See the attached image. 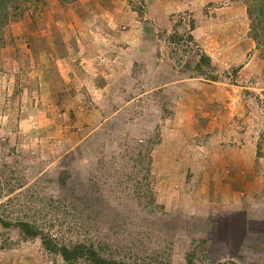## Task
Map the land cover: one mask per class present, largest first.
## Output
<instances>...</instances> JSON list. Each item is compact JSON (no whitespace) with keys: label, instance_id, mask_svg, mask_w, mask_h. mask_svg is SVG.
Wrapping results in <instances>:
<instances>
[{"label":"rangeland","instance_id":"374dc122","mask_svg":"<svg viewBox=\"0 0 264 264\" xmlns=\"http://www.w3.org/2000/svg\"><path fill=\"white\" fill-rule=\"evenodd\" d=\"M116 1L120 10L98 13L90 0H6L5 22L0 1V216L31 221L67 243L88 241L128 264H264V35L259 42L253 37L261 31L248 18L222 36H250L256 48L246 38L238 49L212 55L217 24L225 27L216 18L227 9L221 7L236 6L239 17L247 0H200L172 15L160 14L156 0ZM76 19L140 30L138 42L124 47L108 35L106 46L130 47L138 59L126 90L98 91L103 32L84 28L74 35L68 22ZM189 34L212 40L198 45ZM191 77L225 84L215 95L195 86L212 83ZM174 79L186 88L163 86ZM239 102L240 125L259 142L253 170L229 172L231 188L219 180L225 173L203 179L174 165L157 170L154 150L172 129L182 132L183 117L202 125L205 115H229L230 103ZM248 116L256 123H243ZM169 150L160 157L180 160ZM0 264L92 263L67 262L39 238L0 225Z\"/></svg>","mask_w":264,"mask_h":264},{"label":"crops","instance_id":"0c3cea01","mask_svg":"<svg viewBox=\"0 0 264 264\" xmlns=\"http://www.w3.org/2000/svg\"><path fill=\"white\" fill-rule=\"evenodd\" d=\"M92 1V2H91ZM99 1H104L105 5L99 4ZM109 1V2H107ZM90 0L92 3L88 5L89 8H91L92 12L96 11L98 13H101L102 7L105 8L108 6V8L111 9V11H117L120 10L118 8V5L121 4L119 1L116 0ZM200 0L193 1V5H189L186 3V0H156L154 4V8L158 9V12L162 15H172L175 13H178L183 10L196 8L198 7L196 4ZM96 2V3H94ZM112 2V5L110 4ZM109 4V5H108ZM117 7L116 9L114 7ZM120 6V5H119ZM221 8H227L226 11H221L223 14L217 18V20H221V23L225 25V27H220V24H217L218 32L217 35H215V48L212 55L221 56L222 54L227 53L226 48H230L231 45H233V49L236 50L238 48H235V45L239 44V41L244 40L246 38H249L252 40L250 36H247L242 39H238L235 36H230V32L228 34L222 36V32L226 29H230V27H234V25H238L237 27H234V29L240 28V23L244 22L246 19L249 18L247 7L245 6L244 9H239L240 15L236 14L237 7L234 5L227 6V7H221ZM220 8V9H221ZM123 9V7H122ZM105 10V9H104ZM243 11V12H242ZM250 20V18H249ZM241 21V22H240ZM251 21V20H250ZM67 23V22H65ZM70 23L71 28H74L75 31L73 34L75 35L78 31V34H82L81 30L84 28H89V30H95L94 33L98 35L96 32L102 31L103 35L97 36L99 38V45L101 44L103 48L100 45V48H98V51H101L103 55H97V58L101 62V66L98 68L97 73L92 72L93 68L90 67V72L94 73L95 76H97V87L98 91L102 90L105 92H112L113 90H126L127 84H128V70L130 66H133L134 64H137L138 59H136L135 56L132 54H129L128 49L130 47L123 48L127 44H136L138 42V39L140 38V30H137V26L130 25L127 30H118V26L116 25L117 22L109 19L107 21L102 20H84V19H76L74 21L68 22ZM236 23V24H235ZM215 26V28H217ZM77 29V31H76ZM231 30V29H230ZM215 31V30H213ZM114 34L113 39L115 42H119L122 44V46L116 50L110 49L109 46H106L107 43H110L112 39H110V36ZM76 37V36H75ZM80 35L77 37V41L81 43ZM119 40V41H117ZM212 40V38H197L194 37V42H197L198 45H205L209 43V41ZM253 41V48H256V43ZM197 45V46H198ZM251 50V49H249ZM97 51V52H98ZM105 51V52H104ZM100 53V54H101ZM228 54V53H227ZM232 54V53H230ZM229 54V55H230ZM80 56V54L78 55ZM211 56V55H210ZM79 58V57H77ZM83 58V57H82ZM81 58V59H82ZM254 59V58H253ZM80 60V58H79ZM252 60V59H251ZM132 64V65H131ZM247 65V64H246ZM245 65V66H246ZM133 79V78H131ZM190 79H199L200 81H206L210 82L212 84L202 83L199 82L195 86H202L204 92L208 88H212L215 90V95H219L221 92V85L225 84L220 79H207L203 77H191ZM215 84V85H213ZM219 84V85H218ZM116 85H118L116 87ZM163 86L165 87H176L177 89H185L186 84L181 82L179 79L169 80L168 82L164 83ZM240 102L239 104L234 103V107L232 106V103H230L231 111H229V115H205L207 117V121L203 120L202 125L199 124V121L197 119H194L193 122L187 123L186 117H183L181 119L182 128L181 131L176 129H172L171 133H168L165 137L162 138L161 142L157 144V149L154 150L156 154V159L158 162V171L165 172L167 169L170 171L171 166H177L179 170L189 169L195 173L200 172L202 175V178L205 179L206 175L204 173L208 172H215L219 173L221 176L222 173H225L223 177H221L219 180L226 181L224 183V186H227L229 188L232 187L230 180V183L227 182V178H232L231 176H228V173L233 172H250L255 168L256 158L258 155L259 150V142L257 141L256 132H250V130L244 131V127H241L240 121L241 119L237 118L238 109L240 108ZM125 106V105H124ZM122 106V107H124ZM121 107V109H122ZM187 108L186 105L183 106V109ZM120 109V110H121ZM205 121V122H204ZM248 123H256L255 118L249 117L244 118V122ZM202 126V128L199 129V127ZM199 129L195 132L196 129ZM190 130H193L194 133H190ZM186 131V132H185ZM204 138V139H199ZM211 142V143H210ZM201 145V146H200ZM196 148H200V152L196 151ZM169 149H173L176 152V156L179 157L180 160H175V162L171 163L169 158L166 157H160L165 152L166 155H169L170 151ZM201 150L203 151L201 153ZM198 153L200 155L199 159H196L198 161L189 163L188 165L184 164L185 161H181V156H188L190 154H196ZM205 152V153H204ZM160 162V163H159ZM188 171V170H186ZM194 179V176L191 178ZM208 181V179H207ZM221 181H218L217 186L218 188H222ZM227 183V185H226ZM226 187V188H227ZM228 191V189H226ZM229 197L234 196L233 192L229 195Z\"/></svg>","mask_w":264,"mask_h":264},{"label":"trees","instance_id":"16d2710c","mask_svg":"<svg viewBox=\"0 0 264 264\" xmlns=\"http://www.w3.org/2000/svg\"><path fill=\"white\" fill-rule=\"evenodd\" d=\"M5 2L6 0H0ZM36 1V0H35ZM64 2H70L72 0H61ZM5 6H1V18L5 22L7 20L6 10L7 3ZM247 12L249 18L252 22L255 21V25H252L251 29L260 30L261 33H255L253 37L259 42V37L264 35V0H247ZM190 39L194 40V36L189 34ZM204 58L203 55L200 56V59ZM209 60V59H207ZM200 65V60L197 63V66ZM0 225L4 227L15 228L19 230L26 236L37 237L41 240L43 246L49 251L56 252L61 255L63 260L67 262H76L80 259H85L91 262L92 264H128L125 261L109 259L104 257L99 253L97 248L93 243L88 241L80 240L77 242L67 243L58 235L45 231L43 228H40L38 225L32 223L31 221L19 219V220H6L0 216ZM171 264V263H165ZM178 264H197L192 260H188L186 263Z\"/></svg>","mask_w":264,"mask_h":264}]
</instances>
